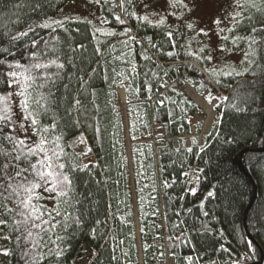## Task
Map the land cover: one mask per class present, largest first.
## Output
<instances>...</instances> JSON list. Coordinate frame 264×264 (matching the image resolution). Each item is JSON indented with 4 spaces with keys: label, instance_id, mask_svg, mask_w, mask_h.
Returning <instances> with one entry per match:
<instances>
[{
    "label": "trees",
    "instance_id": "obj_1",
    "mask_svg": "<svg viewBox=\"0 0 264 264\" xmlns=\"http://www.w3.org/2000/svg\"><path fill=\"white\" fill-rule=\"evenodd\" d=\"M70 1L0 0V48L15 53L0 52V59L27 64L29 51L46 50L45 61L58 56L65 65L52 66L48 71L59 73L53 77L55 83L39 90L45 95L51 92V111L40 121L49 126L55 121V134L62 133L60 143L67 154L62 162L76 168L71 177L80 201L76 215L81 225L67 232L58 227L55 231L64 239L57 244L65 251L60 260L49 256L42 264H139L140 243L143 264H165L167 257L175 264H247L245 254L252 264H264V33H251L264 19V4L255 0L261 12L247 8L243 15H251L253 21L233 24L234 30L224 35L229 59L241 60L235 68L200 59L210 52L197 51L186 33L151 26L130 15L138 0L131 4L125 0L122 11L113 0H100L106 21L102 30L71 20L55 32L38 28L19 41L10 40L29 24L56 15ZM238 35L249 39L233 44ZM253 35L258 42L250 48ZM33 38L40 40L37 49L25 48ZM253 49L256 55L248 59L254 63L248 64L245 52ZM212 69L218 74L212 75ZM231 69L243 74H224ZM5 70L6 65H0V73ZM4 80L0 76V95L15 90ZM169 82L174 84L172 97L166 91L159 95ZM178 84L196 87L208 102L211 94L209 103H217L216 119L203 147H188L184 140L193 134L190 120L202 111ZM120 89L128 103L131 162ZM77 99L80 105H75ZM12 101L13 111L20 114L19 98L13 96ZM202 126L196 123L197 134ZM156 129L164 133L157 148L151 141ZM28 135L36 139L31 128ZM132 173L140 242L133 216ZM0 218L9 220V226H0V264H28L31 257L24 258L22 252L31 244L18 237L10 217ZM6 235L9 239L3 238ZM44 238L48 240V234ZM155 238L157 244H150ZM48 248L56 245L49 242L36 251L47 253ZM5 250L9 255H3Z\"/></svg>",
    "mask_w": 264,
    "mask_h": 264
},
{
    "label": "snow or ice",
    "instance_id": "obj_2",
    "mask_svg": "<svg viewBox=\"0 0 264 264\" xmlns=\"http://www.w3.org/2000/svg\"><path fill=\"white\" fill-rule=\"evenodd\" d=\"M93 2L100 3V0H93ZM131 2L132 0H127L128 4ZM261 3L264 4V0H261ZM124 4L125 0H121L120 6L122 8ZM235 8L239 10L230 14L234 27L241 25L244 20L253 21L251 15H243L247 8H255L257 12H261V8L256 6L255 0H235ZM130 15L136 16L135 13H130ZM71 19L70 17L65 19L48 18L35 25L29 24L26 30L12 35L10 40L19 41L28 37L30 33H36L38 28L50 29L55 32L57 28H64L66 22ZM137 19L141 22L151 23L147 15L137 17ZM116 20L121 24L124 23L119 16L116 17ZM215 23L219 25L221 21L217 19ZM259 23L260 27L253 26L251 33H264V19H261ZM159 24H164L163 18ZM188 27L192 28V25L188 24ZM232 30L234 29H229V31ZM200 31L203 33V30ZM220 31L223 32L224 29H220ZM107 34L112 35L110 32ZM167 35L171 39L172 33L168 32ZM132 39L135 38L132 37ZM223 39L227 40L228 37L225 36ZM247 39H249L248 36L238 35L232 40V43L236 44L240 40ZM261 41H264V36L261 37ZM257 42L253 35L249 41L250 48ZM44 43L47 48L48 41ZM39 44L40 40L33 38L27 41L24 46L25 48L37 49ZM223 50L222 48L221 51ZM200 51L202 52L204 49L201 48ZM0 52L11 56L15 55L8 48H0ZM168 55L171 56L172 53H168ZM249 55L254 57L256 55L255 49L251 52H245V61L252 64L254 61L248 59ZM45 56H47L46 50L29 51L27 64L21 63L19 60L0 59V65H6V70L0 73V76L6 77L4 82L9 88L15 86L14 91L0 95V217H10L13 221L10 226L18 234V237L24 238L26 243L31 244L30 248L24 249L22 252L24 258L31 257L28 264H42V259H47L49 256H55L56 260H60L65 250L57 244V241L62 243L64 238L55 230L60 227L64 232H67L73 225L76 227L81 225V218L76 215V205L80 201L76 199L77 194L71 177V172L75 171L76 168L71 165L66 166L62 162V158L67 154L64 152V146L60 143L62 133L55 134V121L50 126L44 125L40 121L42 114L51 111L49 105L51 92L45 95L39 90L46 87L48 82L55 83L53 77L59 75L58 72L50 73L48 70L52 66L57 69H63L65 66L59 62L58 56L47 61L44 60ZM200 59L210 62L212 57L208 55ZM211 74L217 75L218 73L212 69ZM224 74L239 76L243 74V71L231 69ZM13 96L19 98L20 114L13 111ZM212 98L210 94L209 102ZM80 104L81 101L77 99L75 105ZM29 128L32 129V136L36 137L35 140H32L31 136L28 135ZM52 135H54V139L50 138ZM188 151L190 152L191 149ZM84 167L86 168L87 165ZM193 194H195L194 191ZM208 195L211 196L212 193ZM45 199L53 203L50 206L41 204L40 201ZM69 209L72 211L70 212ZM0 226H9V220L0 218ZM34 230L38 231L34 232ZM44 234H48V240H45ZM34 236L36 239H32ZM3 238L9 239L7 235ZM49 242L56 245V248H48L47 253L36 251L38 248L48 247ZM19 243L20 239L18 238L17 244L19 245ZM3 255H9V252L5 250Z\"/></svg>",
    "mask_w": 264,
    "mask_h": 264
},
{
    "label": "rangeland",
    "instance_id": "obj_3",
    "mask_svg": "<svg viewBox=\"0 0 264 264\" xmlns=\"http://www.w3.org/2000/svg\"><path fill=\"white\" fill-rule=\"evenodd\" d=\"M113 1L116 4L117 8L122 11L123 8L120 6L121 0ZM135 7V13L138 17H143L145 15L148 16V19L151 21V23H148L147 21L145 22L149 25L156 27L174 28L184 34L186 33L188 38H190V40L193 42L194 47H196L197 51H199L201 48L208 49L212 60L216 62L218 67L220 66L222 68H235L234 64H238L241 62L240 58L236 56H232L229 59V53H227L228 51L225 50V46L223 44V37L226 31L233 26L230 14L234 11L239 10L235 8V0H171V2L170 0H138L136 2ZM68 17L72 18L71 20L87 22L98 30H102L104 28V25L106 24L105 18L102 16L100 6L98 5V3L93 2V0H71L64 7H62L56 15L51 16L49 18L65 19ZM161 18L164 19L163 25L159 24ZM217 19L221 21L219 25L215 23ZM188 24H191L192 28H189ZM220 29H224V31L221 32ZM200 30H203V33H201ZM222 48L224 49L223 51H221ZM230 61H234V63ZM230 63L232 64L231 66H229ZM177 86L178 89L180 91H183L202 111V114L198 115L194 120H190V125L192 126L193 134L186 138L184 137V140L188 147H192V145L194 144H196L198 147H203L205 144V137L209 135L212 125L216 119V114L214 112L213 107L217 103L215 102L211 104L205 99V96L200 95L204 99V102L207 103V105L212 109L213 113L211 125L209 129L204 132L207 113L188 94V90L192 89L196 91V87H191L186 84H178ZM172 87H174V84H170L167 89L160 90L159 95H162L166 91L169 96L172 97ZM119 93L122 98V104L124 107L123 109L127 128V151L131 162L130 147L132 145V142L129 139L128 122L126 117V109L128 103L125 98L124 89H120ZM197 122L203 123L202 131L200 134L196 133ZM163 134V131L159 132L156 129L154 133L155 141L159 140L158 137L163 136ZM193 141H195V143H193ZM142 173H144V171H142ZM132 179V205L134 208L133 216L137 232L136 237L137 240H139L140 242L141 227L139 223V209L133 173ZM145 203L147 206V200ZM155 215L156 211L153 212V216ZM156 239L157 238L151 241L150 244L156 245ZM2 244H0L1 249ZM138 249L140 261L139 264H143V246L141 245V243L139 244ZM244 260L247 264H252V259L249 257V255L245 254ZM165 264L175 263L172 258L167 257Z\"/></svg>",
    "mask_w": 264,
    "mask_h": 264
},
{
    "label": "bare ground",
    "instance_id": "obj_4",
    "mask_svg": "<svg viewBox=\"0 0 264 264\" xmlns=\"http://www.w3.org/2000/svg\"><path fill=\"white\" fill-rule=\"evenodd\" d=\"M188 94L192 97V99L198 104L200 105L204 110L205 112L207 113V118H206V121H205V127H204V132H206L210 125H211V122H212V118H213V113H212V109L207 105V103L204 102V99L198 95L196 93L195 90H188ZM127 130V128H126ZM155 146V148H157V141H155V135L153 133V139L151 140ZM130 153H131V147H130ZM129 155V154H128ZM131 155V154H130ZM133 180V179H132Z\"/></svg>",
    "mask_w": 264,
    "mask_h": 264
}]
</instances>
